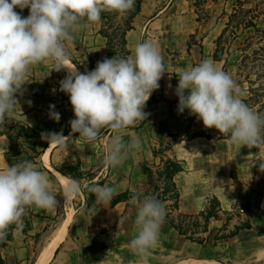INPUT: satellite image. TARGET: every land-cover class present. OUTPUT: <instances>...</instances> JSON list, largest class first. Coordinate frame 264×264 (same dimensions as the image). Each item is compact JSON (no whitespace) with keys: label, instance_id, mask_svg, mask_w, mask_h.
<instances>
[{"label":"crops","instance_id":"0c3cea01","mask_svg":"<svg viewBox=\"0 0 264 264\" xmlns=\"http://www.w3.org/2000/svg\"><path fill=\"white\" fill-rule=\"evenodd\" d=\"M14 11L22 17L29 15L28 8L17 7ZM133 25L127 39L139 28L132 36L135 45L142 42V36L154 41L163 57L165 73L158 82L159 88L152 93L157 101L149 105L146 120L135 128L127 127L120 132L125 143L138 138L140 147L131 150L117 167L102 164L113 131L109 128L101 131L92 143L81 139L79 133L65 132L75 116L70 98L60 91L59 72L54 70L51 60L30 66L17 103L20 118L30 131L36 130L40 134L62 132L69 139L66 149L48 143L40 157L41 170L50 180V190L56 194L58 206L51 210L30 208L31 227L13 235L2 249L7 264H37L46 246L60 231L62 237L47 264H140L139 258L128 247L136 234L134 207L125 201L113 205L111 200L105 206L96 205L95 211H88L96 198L84 188L96 183L108 184L115 189V194L127 189L145 191L149 184L141 163H160V156L153 153L154 147L160 146V135L181 134L189 124L196 130L205 129L203 122L188 109L178 112L175 88L179 82L178 74L204 59L213 60L223 71L225 59H215L214 52L216 40L226 23L216 22L202 32L188 0H143ZM100 28L101 20L80 27L72 33L73 41L67 43L71 55L85 72L90 71L85 60L96 67L98 61L107 58V39L99 32ZM239 88L244 93L240 98H246V87ZM188 91L185 90V94ZM50 105H54V110L60 114L58 122L50 118ZM251 109L257 112L256 107ZM44 141L40 139V148L44 147ZM9 146L8 138L0 136V166H9L5 156ZM166 154L179 159L184 166L174 178L180 191L182 211L198 213L206 209L212 198L219 200L221 218L210 222L211 231L205 235L212 230L217 232L224 223H227L228 232L229 223L234 219L236 225L249 221L252 227L242 228L217 244H213L211 238L209 244L202 245L163 222L148 264H264V171L256 165L264 160V145L249 149L230 143L228 138L199 136L180 140ZM69 165L88 171L92 176L82 179L78 195L65 200L61 194L67 180L72 179L64 174ZM120 218L123 223L119 224Z\"/></svg>","mask_w":264,"mask_h":264},{"label":"clouds","instance_id":"9594fccd","mask_svg":"<svg viewBox=\"0 0 264 264\" xmlns=\"http://www.w3.org/2000/svg\"><path fill=\"white\" fill-rule=\"evenodd\" d=\"M134 5L135 0H0V124L12 121L18 103L16 94L27 82L30 66L51 60L55 71L68 70L59 83L74 111L75 119L69 121L72 133L92 143L101 129H111L114 135L107 142L102 164L119 166L131 150L140 147L138 138L125 143L120 132L149 115L143 109L165 73L163 57L154 41L145 40L137 43L130 55L105 58L97 62L94 70L81 73L75 65L68 67L66 44L73 41L72 33L78 28L98 22L102 12L126 13ZM17 7L28 8L29 15L22 17L14 11ZM178 78V112L188 109L205 128L217 129L232 144L249 149L264 145V113L244 103L240 98L244 93L236 81L213 60H202L181 71ZM185 90H189L187 94ZM49 107L50 118L58 122L60 114L54 105ZM41 137L49 145L65 149L69 139L62 132L42 133ZM257 163L264 171V160ZM81 187L78 180L68 179L61 195L67 200L78 195ZM86 190L96 198L88 211H95L96 205L105 206L115 195V189L108 184L92 183ZM129 204L135 209L136 234L128 247L140 264H148L166 208L154 195L139 191L130 195ZM57 206L47 174L32 161L0 166V240L7 238L13 225L12 235L22 231L29 208L51 210Z\"/></svg>","mask_w":264,"mask_h":264},{"label":"trees","instance_id":"16d2710c","mask_svg":"<svg viewBox=\"0 0 264 264\" xmlns=\"http://www.w3.org/2000/svg\"><path fill=\"white\" fill-rule=\"evenodd\" d=\"M143 0H135V7L126 13H116V12H102L101 13V28L99 32L107 39L106 50L107 58L111 59L116 56L119 52H123L125 57L132 53V49L128 45L127 33L134 28L133 21L134 18L140 13V7ZM259 2L257 0H254ZM250 0H235V6L233 12L228 16L229 21L226 23V27L223 29L221 35L216 40V44L219 39L223 36L226 28L229 27L233 18H241L240 24L243 29L253 28L255 30V35L259 36L260 42L264 41V26L259 25V19L264 18V7L260 9H255L252 7H246ZM259 4V3H258ZM256 4V5H258ZM259 8V7H258ZM123 15L125 19L122 22L115 23L113 21ZM249 38V37H248ZM251 45V44H250ZM259 50L264 52V45H261L259 49H254L253 53H258ZM244 57L249 58L248 53H244ZM262 62L259 63L258 69L254 71V67L246 73V79L249 83L248 96L242 100L250 108H257L258 113H264V55H261ZM214 58L217 60H224V58L217 54V50L214 52ZM70 60L77 65V67L84 73L81 65L70 56ZM90 71L95 69V65L90 63L88 65ZM227 60L225 59V64L223 71L226 72ZM256 74V78L253 79L251 76ZM256 84H258L256 86ZM21 93L16 94V99L18 100ZM157 101L154 94L146 102L144 111L147 112L149 105L152 102ZM143 122V121H142ZM130 127V126H129ZM71 127L65 129V132L69 133ZM135 128V126L131 127ZM107 128L100 130L105 131ZM77 134V133H75ZM0 136H6L10 142L9 149L6 151V160L8 165L18 163L20 160H30L34 164L42 169V161L40 157L44 152V148L48 146L47 140L44 141V147L40 148V139H42L41 134L36 131H30L27 124L20 118V113L17 110V105L15 109V115L12 121L0 124ZM206 137L208 139H226V135H222L215 128H205L203 130H196L190 124L181 134L173 133H162L160 135L159 144L160 146L154 147V156H160V163L143 161L141 163V170L147 176L150 188L143 192L144 194H152L157 199L162 201L166 208V216L164 222L172 226L180 235L185 236L187 239L198 242L202 245L209 244L212 238V243L217 244L219 241H223L229 237L237 234L242 228H251L252 224L249 221H245L235 226L233 231L229 233H221L223 230L227 229V223L217 229V232L211 237L210 235H205L210 229V222L213 219H220V203L217 197L212 198L209 201L206 209L198 213H186L180 209V191L174 180L176 174L184 170L182 162L177 158H171L166 153L172 147L178 143L180 140H188L195 137ZM165 138H169L166 142ZM72 179H76L80 182L85 177H91L92 173L88 171H83L79 167L74 165H69L67 171L64 173ZM233 176V172L231 173ZM155 175L156 178H155ZM156 180V181H155ZM238 181V179H236ZM161 183L163 185L161 186ZM84 188V191L88 194H92ZM133 192L127 189L123 192L117 193L112 199V204L115 205L119 202L125 201L128 206L133 207L129 204V197ZM32 215V211L28 209V216H24L25 220L24 230L31 227L29 217ZM15 226L10 227L9 235L5 240H0V264H7L6 260L2 255V249L8 242L13 238L12 230Z\"/></svg>","mask_w":264,"mask_h":264},{"label":"rangeland","instance_id":"374dc122","mask_svg":"<svg viewBox=\"0 0 264 264\" xmlns=\"http://www.w3.org/2000/svg\"><path fill=\"white\" fill-rule=\"evenodd\" d=\"M250 1L252 2L247 4L246 7H252L255 9H260L264 7V0H257L259 2H256L254 0H250ZM188 2L189 5L193 6L196 22L200 26L202 32L209 29L212 25L216 24V22L220 21L221 23L223 22L227 23L229 21L228 16L233 12L235 6L234 5L235 0H188ZM135 6L136 5H134V7ZM124 19L125 17L123 15H120L118 18H115L113 21H115V23H119L122 22ZM240 19H242V17L233 18V20L230 23L231 25L226 28L225 33L219 39V42L216 44L217 46L216 50L218 55L222 56L224 59L227 60L228 66L225 73L229 74L232 77V79L236 81L239 87H246V89L248 90L249 83L247 82L246 79V73L251 70V67H254L253 69L254 71H256L258 69L259 63L262 62L261 55H264V52L261 50H259L258 53H253V51L254 49H259L261 45H264V41L260 42V38L259 36L255 35V30L253 28L243 29V27L239 25L241 21ZM258 22L260 26H264V18H262V16ZM225 27L226 25L224 26V28ZM138 31L139 28L137 32ZM136 33L133 32V34L129 35L128 44L129 47H131V49H133L135 45V43L132 42V36L135 35ZM143 41H145L144 36H142V42ZM66 48L69 52V55L72 56L68 48V44H66ZM244 53H248L250 57L249 58L244 57L245 55ZM117 56L125 57L123 52H119ZM84 64L88 66L90 62L88 60H85ZM57 75L59 76V80H62L66 77V75H68V71L66 69H61L59 71V74ZM251 78L255 79L256 74H253ZM257 85L258 84H256V86ZM61 93L67 98H69L68 94L64 92ZM140 123L141 122H137L135 127L139 126ZM168 140L169 138H165L166 142ZM256 165L259 168V163H256ZM156 176L157 175H155V178ZM82 182L83 181H81V184ZM162 185L163 183H161V186ZM26 216H28V210ZM223 217L225 218L227 217V215ZM23 221L25 220L23 219ZM235 221L236 220L234 219L232 222L229 223L230 227L228 228L229 229L228 232L226 230H223L221 233H229L230 231H233L235 229L234 225L236 226L237 224L236 223L237 221L236 222ZM243 222L241 221V223ZM215 233L216 230H212V232H210L208 235L212 237Z\"/></svg>","mask_w":264,"mask_h":264},{"label":"bare ground","instance_id":"6f19581e","mask_svg":"<svg viewBox=\"0 0 264 264\" xmlns=\"http://www.w3.org/2000/svg\"><path fill=\"white\" fill-rule=\"evenodd\" d=\"M73 64L70 62L68 67H72ZM62 237V232H58L56 237L51 241L46 248L44 249L39 262L37 264H47L48 261L51 259V256L53 254L54 249L56 248L57 244L59 243L60 239Z\"/></svg>","mask_w":264,"mask_h":264}]
</instances>
